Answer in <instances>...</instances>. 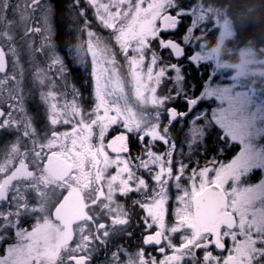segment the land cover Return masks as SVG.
<instances>
[{
  "label": "snow or ice",
  "instance_id": "snow-or-ice-1",
  "mask_svg": "<svg viewBox=\"0 0 264 264\" xmlns=\"http://www.w3.org/2000/svg\"><path fill=\"white\" fill-rule=\"evenodd\" d=\"M69 9L87 36L78 62L87 71L91 57V105L57 49L52 6L0 0V264H94L112 245L105 264H264V187L228 186L239 161L217 172L177 159L179 90L167 85L180 79L186 46L202 47L195 5L71 0ZM120 57L134 98L148 97L139 117L121 108L128 94L111 78Z\"/></svg>",
  "mask_w": 264,
  "mask_h": 264
},
{
  "label": "rangeland",
  "instance_id": "rangeland-1",
  "mask_svg": "<svg viewBox=\"0 0 264 264\" xmlns=\"http://www.w3.org/2000/svg\"><path fill=\"white\" fill-rule=\"evenodd\" d=\"M59 1L63 7L61 15L63 27L58 36L60 42H57L56 34L54 40L58 45L56 46L59 53L72 70L70 79L81 91L84 102L91 105L94 99L93 81L90 75L91 57H86L87 71L85 65L78 62L79 49L86 47L87 36L82 35L74 23L73 14L69 9L71 0ZM43 2L52 6L51 0H43ZM89 17L95 24L91 12ZM219 28L215 45L208 43V38L203 31L196 33L201 37L202 47L198 43L187 45L189 53L185 59L196 65H207L211 68V72L200 95L197 98H191L194 108L188 112L187 121L176 125L177 159L182 158L190 165L201 167L207 165L209 170L211 165H215L217 172L239 161L240 166L236 169V175L226 182L228 186L238 191L245 188L264 187V96L259 94L260 89H256L253 85L254 81L257 82V79L264 76V53H258L243 46L234 55H232L233 52H228L223 59L221 49L224 42L229 39L231 29L228 24H220ZM93 30L103 37L108 36V32L100 28L98 24ZM55 31L56 28L54 33ZM196 55L204 56L206 59H192ZM233 57H235L234 61H232ZM118 63L123 66L112 73L111 78L128 94L127 99L121 100L120 106L139 117L148 103V97L145 96L142 102L134 98L131 70L122 57L119 58ZM175 75L180 77L179 66L176 68ZM32 101L38 107V100L34 98ZM136 105L142 108H135ZM186 114L187 112H179L182 119L186 117ZM215 128L221 131L220 139L215 138L217 137L213 130ZM209 135L210 138L205 139ZM215 147L217 149L213 151ZM206 149L211 150L206 154ZM225 156L228 158H224ZM171 195L174 202V189Z\"/></svg>",
  "mask_w": 264,
  "mask_h": 264
},
{
  "label": "trees",
  "instance_id": "trees-1",
  "mask_svg": "<svg viewBox=\"0 0 264 264\" xmlns=\"http://www.w3.org/2000/svg\"><path fill=\"white\" fill-rule=\"evenodd\" d=\"M51 3L54 11L52 17L53 29L56 28V40L60 42L58 36L61 27H63L61 20L63 7L59 0H51ZM184 4L185 6L195 5L196 18L203 17L199 29L205 32L209 44L215 45L220 24L230 26V37L224 42L221 49L223 59H225L228 52H233L232 55H234L243 46L249 47L258 53H264V0H184ZM189 22V19H185L184 25L186 26ZM183 30L184 28L181 27L176 36L179 37ZM187 51L186 46L183 50L182 63L179 65L180 81H173L171 85L167 86L178 89V96L191 99L197 98L201 90L204 89L205 83L210 77L211 68L207 65L201 66V64L196 65L191 61H187L185 59L187 53H189ZM234 60L235 57L232 58V61ZM253 85L256 89L259 88L261 91H259V94L264 96V76L257 79V82L254 81ZM158 90L164 91L163 94H166L165 91H167L166 88L165 90L164 88ZM213 130L217 134L215 138L220 139L221 131L217 128ZM177 137L176 133V140ZM206 138H210V135ZM224 158L228 157L225 156Z\"/></svg>",
  "mask_w": 264,
  "mask_h": 264
},
{
  "label": "flooded vegetation",
  "instance_id": "flooded-vegetation-1",
  "mask_svg": "<svg viewBox=\"0 0 264 264\" xmlns=\"http://www.w3.org/2000/svg\"><path fill=\"white\" fill-rule=\"evenodd\" d=\"M158 93L160 95H163L164 91L161 92L158 90ZM182 98H185V97H181V96H177L176 98H174L172 100V105L178 110V112L180 113H183V112H187V104L184 103L183 101H181ZM127 99V98H126ZM189 99V98H187ZM35 102L30 100L29 101V108L30 110L33 112V114H36L37 112H41V110L38 109V107L35 106ZM142 108L140 105H136L135 108ZM188 112L186 114V117L184 119H182V116L181 118L179 119H176L175 120V123L172 124V128H171V135H172V138L174 139V141L177 143V140H176V125L182 122H186V118H188ZM113 135H116V132H111L110 135H109V139H111V137ZM8 137L6 136H0V147L3 146V144L7 141ZM205 139H209V138H205ZM140 145L136 142V139L135 137L132 138V141H131V148H132V153L133 155H136L138 153V149H139ZM217 149V147H215L213 149V151H215ZM158 150H163V146H159L158 147ZM211 149H206L205 150V153L207 154L208 151H210ZM122 202H123V199L121 198ZM128 203L130 204L131 201H128ZM117 243H125L127 244L126 241H117ZM135 244H136V241H132L131 242V245H130V249L131 251H135ZM2 247L3 246H0V254H2ZM115 250V245H112L109 247L108 251L105 252L103 249H101V251L96 255V257L94 258V264H105V260H106V257L110 256L111 255V252Z\"/></svg>",
  "mask_w": 264,
  "mask_h": 264
},
{
  "label": "water",
  "instance_id": "water-1",
  "mask_svg": "<svg viewBox=\"0 0 264 264\" xmlns=\"http://www.w3.org/2000/svg\"><path fill=\"white\" fill-rule=\"evenodd\" d=\"M183 56H184V52L182 51V55L180 59H182ZM182 101L187 104V112L191 111V109L194 108V104L192 103L190 99L183 98Z\"/></svg>",
  "mask_w": 264,
  "mask_h": 264
}]
</instances>
